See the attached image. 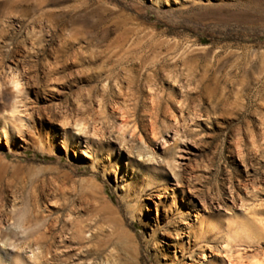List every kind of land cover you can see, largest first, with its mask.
I'll list each match as a JSON object with an SVG mask.
<instances>
[{
  "label": "rangeland",
  "instance_id": "obj_1",
  "mask_svg": "<svg viewBox=\"0 0 264 264\" xmlns=\"http://www.w3.org/2000/svg\"><path fill=\"white\" fill-rule=\"evenodd\" d=\"M17 260L264 264V0H0Z\"/></svg>",
  "mask_w": 264,
  "mask_h": 264
},
{
  "label": "bare ground",
  "instance_id": "obj_2",
  "mask_svg": "<svg viewBox=\"0 0 264 264\" xmlns=\"http://www.w3.org/2000/svg\"><path fill=\"white\" fill-rule=\"evenodd\" d=\"M12 83H14V85H15V87L17 88V90H19L20 91V88H19V82L17 81V80H13L12 81ZM1 93H3L2 91H1ZM13 264H25L22 260H17V261H15V263H13Z\"/></svg>",
  "mask_w": 264,
  "mask_h": 264
}]
</instances>
